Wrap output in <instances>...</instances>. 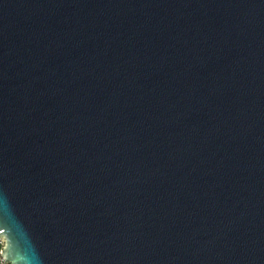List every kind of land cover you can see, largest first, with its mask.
Segmentation results:
<instances>
[{"label": "water", "instance_id": "water-1", "mask_svg": "<svg viewBox=\"0 0 264 264\" xmlns=\"http://www.w3.org/2000/svg\"><path fill=\"white\" fill-rule=\"evenodd\" d=\"M9 264H264V0H0Z\"/></svg>", "mask_w": 264, "mask_h": 264}, {"label": "built area", "instance_id": "built-area-1", "mask_svg": "<svg viewBox=\"0 0 264 264\" xmlns=\"http://www.w3.org/2000/svg\"><path fill=\"white\" fill-rule=\"evenodd\" d=\"M5 257L2 254V239L0 238V264H9L8 262H5Z\"/></svg>", "mask_w": 264, "mask_h": 264}]
</instances>
